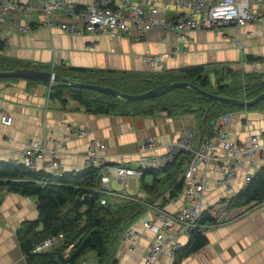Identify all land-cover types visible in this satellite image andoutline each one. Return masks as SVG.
<instances>
[{
    "label": "crops",
    "instance_id": "0c3cea01",
    "mask_svg": "<svg viewBox=\"0 0 264 264\" xmlns=\"http://www.w3.org/2000/svg\"><path fill=\"white\" fill-rule=\"evenodd\" d=\"M162 1L171 4L170 15H176V9L182 10L177 0ZM0 53L54 72L75 68L145 74L160 73V69L146 63L143 56L147 53L163 54L167 70L176 73L187 66L201 65L215 84V71L225 67L246 72L264 71V63H250L245 59L246 55L264 58V18L243 26L231 24L216 30H193L183 36L160 28L151 29L145 35L134 32L130 36L111 37L107 33L78 36L42 25L28 34L11 35L7 48ZM50 90L51 86L33 79L0 77V161L17 160L21 150L32 140L43 143L46 140V152L38 160L37 169L49 173L83 170L93 142L107 146L102 151L103 163L134 164L148 136H154L163 144L157 151L161 154L166 151V144L178 139L183 130L195 132L199 124L197 113L171 115L160 111L138 117L121 113L96 114L76 100L68 99L64 105L58 99H51ZM3 112L12 117L11 124L1 121ZM233 116L227 125L233 139L246 143L254 135L264 146V110L242 108L233 112ZM81 130L86 134L81 135ZM193 142L198 145L195 140ZM54 153L57 164L49 167L47 161ZM253 161V164L244 163L232 181V189L216 186L223 177L216 163L202 165L207 177L205 201L223 206L225 220L207 233L208 244L185 258L182 264H264V202L232 210H227L226 206L227 201L242 189L245 174L248 171L256 173L264 167V148L254 155ZM144 180L151 183L153 176L147 174ZM112 186L122 189L114 178ZM128 193L147 196L141 180L133 179ZM110 200L120 201L114 197ZM162 201L169 211L188 204L183 192ZM38 218L35 197L2 192L0 264H28L19 244L18 230L24 222ZM131 227L136 232L135 239H121L117 251L119 263L146 264L144 257L155 233L144 227L143 216ZM183 241L187 243L188 239L183 238ZM173 261L174 258L163 251L155 264H173ZM80 264H95L94 253H89Z\"/></svg>",
    "mask_w": 264,
    "mask_h": 264
},
{
    "label": "trees",
    "instance_id": "16d2710c",
    "mask_svg": "<svg viewBox=\"0 0 264 264\" xmlns=\"http://www.w3.org/2000/svg\"><path fill=\"white\" fill-rule=\"evenodd\" d=\"M4 49L5 44L0 41V51ZM245 59L250 63H264V58L259 56L246 55ZM16 68L44 70L0 53V71ZM56 73L73 81L109 86L128 94H140L161 84L176 81H188L207 91L237 99L251 100L264 92V71L246 72L230 67L215 71L216 83L213 85L209 73L201 65L187 66L176 73L171 70L145 74L75 68L69 71L59 70ZM50 91L51 99H58L64 105L68 99H73L96 114L121 113L138 117L160 111L171 115L197 113L199 124L194 132V140L198 145L216 134L217 122L221 116L233 114L242 108L264 110V99L252 106L242 107L215 101L200 91L185 86L170 87L156 97L141 100L112 96L90 88L63 85L61 81L51 86ZM191 157V152L181 151L174 162L159 169L146 170L140 180L147 196L134 194L138 200L111 196L118 198L119 202H113L108 195L95 191L103 173L102 168L97 166L53 174L29 169L24 163L0 161V196L2 192L10 191L35 197L38 202L39 218L24 222L18 230L19 244L27 263L80 264L92 252L95 264H120L117 251L123 234L146 211V206L141 201L154 197H162V200L174 198L183 192L184 173ZM147 174L153 176L151 183L144 180ZM167 192L169 197L165 195ZM104 197L106 203L102 204ZM263 202L264 167H261L254 178L227 201V210L255 206ZM202 221L215 222L208 214H205ZM60 233L63 238L50 249L33 251L35 245ZM208 242L206 233L193 231L188 242L176 251L173 264H182L185 258L205 247Z\"/></svg>",
    "mask_w": 264,
    "mask_h": 264
},
{
    "label": "built area",
    "instance_id": "2783aa9c",
    "mask_svg": "<svg viewBox=\"0 0 264 264\" xmlns=\"http://www.w3.org/2000/svg\"><path fill=\"white\" fill-rule=\"evenodd\" d=\"M177 3L182 10L176 9V15H170L171 4L162 0H0V41L7 48L11 35L28 34L42 25L78 36L102 33L111 37L125 34L130 36L134 32L145 35L155 28L172 30L183 36L193 30H216L220 26L231 24L243 26L264 18V0H177ZM143 59L149 65L159 67L157 69L160 72L167 70L163 54L147 53ZM232 119V113L221 116L217 122L216 134L198 146H194V131L185 129L178 139L166 144L167 149L161 154L157 151L163 144L155 137L148 136L134 164L107 165L102 159L106 144L93 142L90 145L85 168L97 166L103 171L95 191L109 197L135 200L139 198L128 193L130 179L140 180L146 170L159 169L174 162L181 151L192 153L184 173L183 197L187 205L169 211L163 205L162 197L141 201L146 206L143 214L144 227L155 233V239L149 244L144 257L146 264H155L163 251L175 258L176 251L186 244L183 238L189 240L195 230L207 234L223 222L224 207L205 201L207 177L201 169L202 165L209 166L211 161L215 162L223 172V177L216 182V186L232 189V181L244 163L253 164L254 155L264 148L254 135L246 143L233 139L227 129ZM1 121L11 124L12 117L3 112ZM79 133L83 135L86 131L81 130ZM45 142L32 140L21 150L20 158L14 161L24 163L29 169L39 170L38 160L45 155ZM57 159L54 153L52 159L47 161V166L53 167L57 164ZM254 176L255 172H247L242 188ZM113 178L120 183L121 190L113 188ZM165 195L170 196L169 192ZM101 203H106L105 197ZM205 214L210 215L215 222H203ZM135 236L136 232L131 226L123 234L126 241L134 240ZM61 238L62 233L54 234L35 245L33 251H46Z\"/></svg>",
    "mask_w": 264,
    "mask_h": 264
},
{
    "label": "water",
    "instance_id": "95a60500",
    "mask_svg": "<svg viewBox=\"0 0 264 264\" xmlns=\"http://www.w3.org/2000/svg\"><path fill=\"white\" fill-rule=\"evenodd\" d=\"M0 77H18V78H24V79H33V80L42 82L48 86H53L58 81H61L63 85L75 86L79 88H90V89H94V90L101 91L104 93H108L112 96H117V97L131 99V100H141V99H146V98H153V97L158 96L165 89H168L170 87H180V86H185V87L196 89L200 91L202 94H204L205 96L215 101L234 104V105H238L242 107L252 106L258 103L259 101H261L262 99H264V92H262L257 97L251 100H248L245 98L237 99V98L222 96V95L207 91L201 88L200 86L190 83L188 81L167 82V83L161 84L151 90H148L140 94H128V93L116 90L114 88H111L109 86H102L99 84L73 81L66 77H63L62 75L57 74L54 71L37 70V69H32V68H16L13 70H8V71H0Z\"/></svg>",
    "mask_w": 264,
    "mask_h": 264
},
{
    "label": "rangeland",
    "instance_id": "374dc122",
    "mask_svg": "<svg viewBox=\"0 0 264 264\" xmlns=\"http://www.w3.org/2000/svg\"><path fill=\"white\" fill-rule=\"evenodd\" d=\"M157 72H159V71H157ZM212 85H213V83H212ZM233 117H234V116H233ZM153 137H154V136H153ZM236 141H237V140H236ZM197 146H198V145H197ZM213 163L215 164V162L211 161L209 164H213ZM248 172H249V171H248ZM245 175H247V173H246ZM132 180H133V179H130V182H131L130 185L132 184ZM134 180H137V179H134ZM120 187H121V186H120ZM130 187H131V186H130ZM226 206H227V205H226ZM224 220H225V219H224V216H223V221H224Z\"/></svg>",
    "mask_w": 264,
    "mask_h": 264
}]
</instances>
